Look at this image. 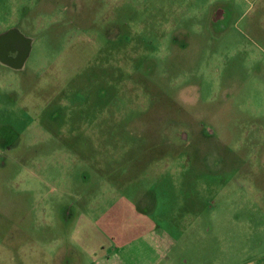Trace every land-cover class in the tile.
<instances>
[{
    "label": "rangeland",
    "instance_id": "rangeland-1",
    "mask_svg": "<svg viewBox=\"0 0 264 264\" xmlns=\"http://www.w3.org/2000/svg\"><path fill=\"white\" fill-rule=\"evenodd\" d=\"M8 27L0 264H264V0H0Z\"/></svg>",
    "mask_w": 264,
    "mask_h": 264
},
{
    "label": "flooded vegetation",
    "instance_id": "flooded-vegetation-1",
    "mask_svg": "<svg viewBox=\"0 0 264 264\" xmlns=\"http://www.w3.org/2000/svg\"><path fill=\"white\" fill-rule=\"evenodd\" d=\"M11 28L0 32V61L13 68H21L30 51L31 40L18 29Z\"/></svg>",
    "mask_w": 264,
    "mask_h": 264
},
{
    "label": "crops",
    "instance_id": "crops-1",
    "mask_svg": "<svg viewBox=\"0 0 264 264\" xmlns=\"http://www.w3.org/2000/svg\"><path fill=\"white\" fill-rule=\"evenodd\" d=\"M152 230H153V229H152ZM152 230H151V231H152ZM147 233H149V230H148V231H145L144 233H141V235L135 237L133 240L136 241V240L139 239V238H140V239H143L144 235L147 234ZM133 240H130L128 243L132 242Z\"/></svg>",
    "mask_w": 264,
    "mask_h": 264
}]
</instances>
